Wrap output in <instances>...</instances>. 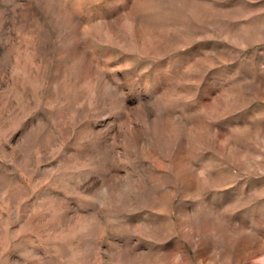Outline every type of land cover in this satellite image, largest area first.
Wrapping results in <instances>:
<instances>
[{
  "label": "rangeland",
  "instance_id": "obj_1",
  "mask_svg": "<svg viewBox=\"0 0 264 264\" xmlns=\"http://www.w3.org/2000/svg\"><path fill=\"white\" fill-rule=\"evenodd\" d=\"M0 264H264V0H0Z\"/></svg>",
  "mask_w": 264,
  "mask_h": 264
}]
</instances>
